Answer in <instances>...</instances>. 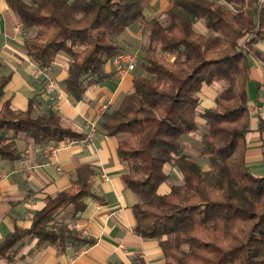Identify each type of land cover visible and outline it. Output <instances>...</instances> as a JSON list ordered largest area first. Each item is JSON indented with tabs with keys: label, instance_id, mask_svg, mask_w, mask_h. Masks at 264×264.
<instances>
[{
	"label": "trees",
	"instance_id": "16d2710c",
	"mask_svg": "<svg viewBox=\"0 0 264 264\" xmlns=\"http://www.w3.org/2000/svg\"><path fill=\"white\" fill-rule=\"evenodd\" d=\"M258 1L168 0L159 21L145 15L152 0H5L24 28L35 29L23 43L38 68L49 69L60 53L70 57L62 85L76 101L91 85L111 78L104 65L124 53L113 29L139 24L147 34L141 63L147 75L132 78V91L116 108L106 109L98 125L119 139L116 152L126 166L122 181L136 196L133 232L157 239L166 264H264V176L254 175L245 162L249 68L248 52L239 43L248 33L259 38L264 33V7ZM200 20L208 35L195 30ZM255 39L246 43L252 52ZM8 81L0 77V100ZM215 82L228 86L214 107L200 113L206 128L201 151L211 167L203 171L184 152L183 136L197 131L198 94ZM38 105L37 96L24 110L9 101L0 105V160L22 159L18 134L40 147L86 137L65 127L52 104L44 110H36ZM166 164L178 168L182 184L173 183ZM92 174L89 166L77 168L73 185L48 197L28 228H15L0 241V258L11 260L12 247L24 237L61 247L70 241L94 244L56 221L68 208L76 218L86 197L97 198L90 188ZM162 185L168 193L159 192Z\"/></svg>",
	"mask_w": 264,
	"mask_h": 264
},
{
	"label": "crops",
	"instance_id": "0c3cea01",
	"mask_svg": "<svg viewBox=\"0 0 264 264\" xmlns=\"http://www.w3.org/2000/svg\"><path fill=\"white\" fill-rule=\"evenodd\" d=\"M258 7L262 8L264 4L260 5L258 1ZM199 22L202 25L200 33L208 32L203 21ZM257 26L256 19V29ZM34 34L35 29L24 28L5 0H0V77H9L0 105L9 101L12 108L24 110L29 99L37 96L36 110L46 109L51 105L48 93L54 92L52 105L59 113L61 123L86 137L81 141H61L46 147L34 145L23 134L15 137L22 159L15 162L0 160V241L15 228H28L33 214L44 207L45 200L71 187L77 168L85 165L93 170L89 183L97 198L86 197L85 208L76 218H71L68 208L57 215L56 221L95 242L78 245L70 241L61 247L40 243L35 237H24L12 247L11 260L0 258V264H134L137 259L145 264H166L157 239H144L133 232L132 206L136 196L122 181L126 166L116 152L119 139L105 135L98 125L100 115L108 108H116L131 90L134 69L120 75L109 60L104 70L112 74L111 78L91 85L85 90L83 99L76 101L63 88L70 57L60 53L52 66L44 70L47 77L54 78V89L42 90L40 78H32L36 64L28 57L23 43ZM252 35L256 36V33ZM247 36L240 40L241 46L248 41ZM251 45L253 52L264 57V33ZM253 52L249 48L246 91L250 124L245 135V162L254 175L264 176L260 148L264 125V62ZM216 91L213 85L202 87L198 94L200 105V98L208 101L203 110L214 107ZM50 146L58 150L54 154L48 153ZM166 186L162 185L159 192L168 193Z\"/></svg>",
	"mask_w": 264,
	"mask_h": 264
},
{
	"label": "rangeland",
	"instance_id": "374dc122",
	"mask_svg": "<svg viewBox=\"0 0 264 264\" xmlns=\"http://www.w3.org/2000/svg\"><path fill=\"white\" fill-rule=\"evenodd\" d=\"M25 1H29V0H25ZM222 4H224V3H222ZM224 5L230 9H233L232 5H226V4H224ZM167 6H168V0H152L150 7L145 11V14L148 17H156L159 21H163L165 19V13L164 12H165ZM194 28L196 31L200 32L201 28H202L201 22L197 21L194 25ZM257 31H258V28L254 29V32H257ZM111 34H112V37L119 40L123 44L124 53H131L135 56L136 62H135L134 70L132 71L133 76L147 75L144 72V69L141 66V63H142V56L144 54L143 49L148 44V37H147V34L141 30L139 24H134V25H132L128 28H125V29H113ZM205 34L208 35L209 31L206 32ZM247 35H248L247 36L248 41H246L245 44L244 43L242 44V49L246 52H248V50H249V47L247 48L246 43L248 44L249 42H251V40H254L256 38V36H253L251 33H248ZM155 54L165 56L166 59L170 62H172L174 60V58L172 60L171 55H167L164 52H159V50H157ZM253 54L256 55L257 53L253 52ZM113 66L116 70L115 65H113ZM38 70H39L38 67L34 66V68L32 69V78H35V79L40 78L38 80H40V83L42 85V90L43 89L46 90L47 84L49 82L55 81V80H54V78L47 77L44 70H43L44 72H42L41 74H38L37 73ZM217 84L218 85H215V83L211 84V85H205V87L212 86V85L214 87L216 86L217 95L213 99V103H212V104H214V106H215V100L220 95V92L223 90V88L228 86L227 82L226 83L225 82H219ZM50 91H52V90H50ZM130 91H132V88ZM129 92H127V93H129ZM54 96H55L54 92L48 93L47 99L50 101L49 104H53V101H55ZM206 99L208 100V98H206ZM200 100H201V105L199 102V105L197 108V117H196L198 129L194 133L183 136V149H184V152L188 155V157L191 160H193L194 162H196L201 167V169L203 171H208L211 169L209 160H208L207 156H205L203 154V152L201 151L202 150L201 137L203 136V134H205L206 128H205L203 119L200 117V113L203 110L202 108L207 106L206 104H208V101H205L204 98H200ZM44 109H45L44 107L43 108L41 107L39 110H44ZM263 127H264V125H263ZM9 134H11V132H9ZM261 137H262V134H261ZM260 148H261V138H260ZM47 152L51 153L50 151H47ZM261 154H262V149H261ZM164 170H165V172H167L171 176L174 184H182L183 183L182 175L180 174V171L178 170V168L176 166H174L173 164H166L164 166ZM166 188H167V186H166Z\"/></svg>",
	"mask_w": 264,
	"mask_h": 264
},
{
	"label": "built area",
	"instance_id": "2783aa9c",
	"mask_svg": "<svg viewBox=\"0 0 264 264\" xmlns=\"http://www.w3.org/2000/svg\"><path fill=\"white\" fill-rule=\"evenodd\" d=\"M260 5L264 3V0H259ZM112 64L115 65L116 71L118 74L123 75L126 71H130L134 69L135 67V56L131 53H120L116 57H114L111 60ZM39 70L37 71L38 74H41L43 70L38 68ZM55 82L51 81L47 84V89L48 90H53L54 89ZM92 127H94V124H92ZM261 149H262V160L264 162V127L262 130V137H261ZM58 150L57 147L55 146H50L47 148V151H50L51 154H54Z\"/></svg>",
	"mask_w": 264,
	"mask_h": 264
}]
</instances>
